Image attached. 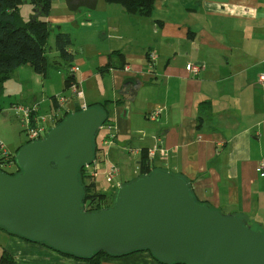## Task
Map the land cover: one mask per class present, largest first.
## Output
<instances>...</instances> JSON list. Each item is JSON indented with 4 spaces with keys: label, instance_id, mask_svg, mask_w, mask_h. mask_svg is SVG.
<instances>
[{
    "label": "crops",
    "instance_id": "0c3cea01",
    "mask_svg": "<svg viewBox=\"0 0 264 264\" xmlns=\"http://www.w3.org/2000/svg\"><path fill=\"white\" fill-rule=\"evenodd\" d=\"M46 21L55 67L46 75L19 67L0 94L11 105L38 104L50 114L54 96L72 97L67 80L77 65L71 81L87 107L105 105L117 133L100 151L96 192L110 199L140 177L152 149L153 170L185 177L198 201L264 228V0H157L150 16L129 15L105 0L95 10L71 12L54 0ZM58 31L71 36V65L55 48ZM189 64L200 67L199 75L187 71ZM83 104L72 98L62 116ZM154 111H162L157 120L147 117ZM0 238L19 264H89L2 230ZM101 264L158 263L140 252Z\"/></svg>",
    "mask_w": 264,
    "mask_h": 264
},
{
    "label": "water",
    "instance_id": "95a60500",
    "mask_svg": "<svg viewBox=\"0 0 264 264\" xmlns=\"http://www.w3.org/2000/svg\"><path fill=\"white\" fill-rule=\"evenodd\" d=\"M64 1L71 12L98 2ZM106 119L103 109L87 107L19 148L20 172L0 171L2 230L78 260L148 252L160 264H264V232L198 201L185 177L166 170L120 185L111 207L85 211L80 173L95 162Z\"/></svg>",
    "mask_w": 264,
    "mask_h": 264
},
{
    "label": "trees",
    "instance_id": "16d2710c",
    "mask_svg": "<svg viewBox=\"0 0 264 264\" xmlns=\"http://www.w3.org/2000/svg\"><path fill=\"white\" fill-rule=\"evenodd\" d=\"M22 1L23 0H0V93L2 92L3 84L11 78L12 73L19 67H32L36 73L41 75H46L51 67H55V63H53L49 57L51 46H49L48 37L52 29L50 24L46 21L51 14L54 0H31V4L35 11L32 16H35L28 22H25L21 15L20 6ZM105 1L110 4L116 3L121 5L129 15L133 16H150L155 8V3L157 2V0ZM71 45V36L67 33L58 31L55 48L60 52L62 59L69 65H71L75 59L74 55L69 51ZM71 80L72 77L68 78L67 83H70ZM92 106H97L103 109L107 113L106 122H111L104 104L97 103L90 105L89 107ZM96 142L98 147L97 152H99L101 145H99L98 137ZM13 155L15 161V153H13ZM15 167H17L16 161ZM141 169L143 173L142 175L150 171L145 159L141 162ZM19 172L20 171L18 170L17 172L12 173V175H16ZM80 179L86 190V200L84 205L95 204L97 207L95 211H99L102 208H106L103 206V202L109 201L110 199H113L114 202L115 193L110 199H106L107 195L96 192L95 178H89L85 174L84 168L81 170ZM0 230L2 229L0 228ZM105 257L110 256L105 253H98L90 260L83 261L88 262L89 264H101V260ZM0 264L19 263L16 261L15 257L4 248L3 254L0 258Z\"/></svg>",
    "mask_w": 264,
    "mask_h": 264
},
{
    "label": "built area",
    "instance_id": "2783aa9c",
    "mask_svg": "<svg viewBox=\"0 0 264 264\" xmlns=\"http://www.w3.org/2000/svg\"><path fill=\"white\" fill-rule=\"evenodd\" d=\"M156 58L157 56L154 53L149 54V59L152 62ZM186 69L193 76H197L200 73V67L194 64H189ZM76 70H77V65L75 64L71 65L69 68V75L72 76V74L75 73ZM259 82L261 84H264V72L260 74ZM68 89L71 91L72 97H68L63 94L54 96L52 100L55 105L50 114L43 113L38 104L22 103V104H15L13 106L14 112H16L17 115L20 116V120L22 123L24 133L28 137L27 143H31V142L44 139L48 131L52 129L51 127L52 126L54 127L55 125L60 123L63 118L66 117V116L65 117L62 116V109L66 106L68 102H70L72 98H77L78 100H81L84 102L81 109L87 108V104L85 103V100H84V93L80 89V85L76 82L71 81L68 85ZM161 112L162 111H154L152 113H149L147 117L151 120H157L160 117ZM102 130L105 132V137L102 139L100 143L101 146H100L99 152H97L95 162L92 165L86 166L84 168L85 174L89 178H93V179L97 176V173H98V165L101 160L100 151L101 150L103 151V148L105 146H108L114 143L117 138L116 127L114 123L106 122L103 125ZM140 153H141L140 151H132V154H135V155H139ZM154 154H155L154 150L152 149H149L148 151H146L145 161L147 162V166L150 170L146 174L153 171L152 163H153ZM13 167H15L14 155L10 151V149L7 148L2 143V141H0V169L2 170V172L8 173L6 170L12 169ZM263 170H264V162H262L260 166V171L263 172ZM114 171H116V169ZM9 174H12V173H9ZM96 208L97 207L95 204H92V205L85 204L84 205V210L87 212H90V211L94 212Z\"/></svg>",
    "mask_w": 264,
    "mask_h": 264
},
{
    "label": "rangeland",
    "instance_id": "374dc122",
    "mask_svg": "<svg viewBox=\"0 0 264 264\" xmlns=\"http://www.w3.org/2000/svg\"><path fill=\"white\" fill-rule=\"evenodd\" d=\"M20 7H21V10H22V13H23L25 19L27 21H30L31 17H32V15L30 16V14L32 13V11L34 13V9L32 8L30 2H28V1L26 2V0H23ZM50 43L54 44V39H50ZM50 60H51V58H50ZM46 94H47V96H50L51 93L47 92ZM10 103H11V101H9L7 94H4L3 96H2V94H0V141H2V143L7 148L10 149V151H13L14 153H16V151L20 147L27 144L28 137L24 133L22 123L20 120V116L17 115V113L14 112V110H13V106L15 104L11 105ZM102 134H104L103 130L100 131L98 138L102 137ZM6 171L8 173H15L18 170H17V167H13L12 169H8ZM99 183H100V181H99ZM101 186L102 185H99V187H101ZM115 193H116V191H115ZM112 204H113V199H110L109 201L103 202L104 207L111 206ZM252 224H253V227L255 229H258V230H261V232H264L263 227H261L258 224H254V223H252ZM3 249H4V247L2 245V239L0 238V258L3 254Z\"/></svg>",
    "mask_w": 264,
    "mask_h": 264
},
{
    "label": "bare ground",
    "instance_id": "6f19581e",
    "mask_svg": "<svg viewBox=\"0 0 264 264\" xmlns=\"http://www.w3.org/2000/svg\"><path fill=\"white\" fill-rule=\"evenodd\" d=\"M6 173V172H5Z\"/></svg>",
    "mask_w": 264,
    "mask_h": 264
}]
</instances>
